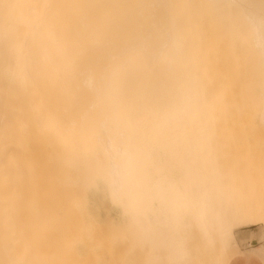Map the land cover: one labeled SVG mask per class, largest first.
Here are the masks:
<instances>
[{"label":"bare ground","instance_id":"6f19581e","mask_svg":"<svg viewBox=\"0 0 264 264\" xmlns=\"http://www.w3.org/2000/svg\"><path fill=\"white\" fill-rule=\"evenodd\" d=\"M199 19L205 29L229 32L244 41L257 78L264 83V0H0V227L16 224V201L10 198L18 195L12 187L19 162L16 150L27 129L41 140L52 133L65 150V194L71 197L62 219L65 249L71 251L79 236L85 240L91 236L84 230L75 232L73 225L80 221L72 218L73 210L82 214L79 207L87 186L100 182L123 214H143L132 205V169L137 161L133 151L145 148L148 140L157 141L165 149V164L174 149V129L191 143L182 154V164L189 170L176 183L168 178L157 182L170 202L165 219L175 229L190 209L201 221L203 199H191L189 190L203 188L193 179L206 169L215 175L217 164L215 160L203 164L197 158L192 133L180 127L174 113V96H180L182 85L189 86L191 95L181 106L189 118L199 116L201 96L194 89L198 76L188 50V36ZM258 95L264 130V88ZM26 96L31 101L22 98ZM38 113H47L41 123L34 119ZM9 116L13 122L8 124ZM135 122L137 134L132 132ZM198 139V152L205 156L204 138ZM132 219L130 226L146 230V220L139 224ZM260 223L261 218L252 216L247 225ZM17 226L15 230L21 227ZM130 226L121 232L130 236ZM224 239L220 251H229L231 244L224 247ZM5 241L0 236V262L13 264L15 244L8 248ZM252 251L264 254V248ZM231 253L238 254L235 249Z\"/></svg>","mask_w":264,"mask_h":264},{"label":"rangeland","instance_id":"374dc122","mask_svg":"<svg viewBox=\"0 0 264 264\" xmlns=\"http://www.w3.org/2000/svg\"><path fill=\"white\" fill-rule=\"evenodd\" d=\"M203 25L199 19L188 36L192 67L198 76L194 89L201 96L199 116L189 118L181 106L184 97L191 95L189 86L181 85L180 96H174V113L180 127L192 133L195 155L203 164L210 160L217 164L215 175H209L206 169L193 179L203 188L189 190L191 199L197 196L203 199L201 221L190 209L185 212V221L179 220L175 229L165 219L170 213V202L162 196L157 182L168 178L176 183L183 171L189 170L182 164V154L191 143L183 132L174 129V149L165 164L162 158L165 149L157 141L148 140L145 148L136 147L133 151L137 161L132 169L135 181L132 205L145 215L137 213L133 217L139 224L146 220V230L139 232L130 226L132 214H123L119 204L112 202L105 187L97 182L84 188L85 202L79 207L82 214L73 210L72 216L70 212L73 221H80L73 225L75 232L84 230L91 235L86 240L83 236L84 240L81 236L74 239L72 253L62 241L65 237L62 219L66 201L71 199L65 194V150L52 133L41 140V136L35 137L27 129L22 134L23 145L16 150L19 162L12 187L18 195L10 198L16 201V207L12 205L15 215L12 212L11 215L22 231L16 233L19 229H14L17 226L14 222L15 225H1L2 229L7 227L0 229V234L3 232L0 236L10 245L8 248L15 244L13 264H229L247 245L264 248V130L257 111L258 94L264 83L257 78L244 41L232 33L205 29ZM22 98L31 101L30 97ZM130 110L135 113L134 103ZM46 114L38 113L34 117L36 123H41ZM8 119V124L13 122L10 116ZM138 127L135 122L134 134ZM198 138H204L205 156L198 152L201 145ZM74 182L78 184L77 180ZM252 216L261 218L262 223L247 225ZM126 223L131 228L130 236L121 232L126 226L129 230ZM10 233H16V238ZM222 238L226 242L224 247L231 244L229 251L235 249L237 255L220 251ZM255 255L264 264V254Z\"/></svg>","mask_w":264,"mask_h":264},{"label":"crops","instance_id":"0c3cea01","mask_svg":"<svg viewBox=\"0 0 264 264\" xmlns=\"http://www.w3.org/2000/svg\"><path fill=\"white\" fill-rule=\"evenodd\" d=\"M251 248L254 247L247 245L245 248H241L240 254L229 264H261L262 260L252 252Z\"/></svg>","mask_w":264,"mask_h":264}]
</instances>
